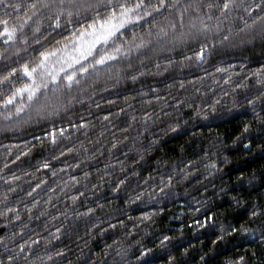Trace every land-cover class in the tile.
Masks as SVG:
<instances>
[{
  "label": "clouds",
  "instance_id": "obj_1",
  "mask_svg": "<svg viewBox=\"0 0 264 264\" xmlns=\"http://www.w3.org/2000/svg\"><path fill=\"white\" fill-rule=\"evenodd\" d=\"M188 2L77 53L68 70L89 71L71 87L61 75L19 112L0 104V264H264V0L225 16ZM33 3L28 30L0 45V75L110 7Z\"/></svg>",
  "mask_w": 264,
  "mask_h": 264
},
{
  "label": "snow or ice",
  "instance_id": "obj_2",
  "mask_svg": "<svg viewBox=\"0 0 264 264\" xmlns=\"http://www.w3.org/2000/svg\"><path fill=\"white\" fill-rule=\"evenodd\" d=\"M44 7L49 6V0H38ZM176 3H168V0H156L152 3L151 0H109L110 7L106 9L107 15L100 17L96 14V19L81 28L79 33H70L72 39L67 40L63 44H58L56 47H49L41 49L34 62H24L18 67H12L10 74L5 77L0 75V88L8 85L7 94L0 98V104L5 106L16 104L17 112L21 111L17 100L23 102L24 98L33 101L40 94L41 89L47 90L49 83L58 84L63 76V80L71 87L72 82L75 80L79 82L78 76L87 73V67H80L77 71H69L68 69L74 68L75 64L79 63L77 53L83 54L85 51L91 52L101 42L107 43L115 34H117L129 21L141 19V12H147V8L158 9L160 7L174 8ZM235 5V0H189L185 5L184 10L193 8L199 11L201 7L208 9H215L221 16H225L229 11V6ZM36 3L33 0H26V2H16L10 7L17 13L22 12L23 15L17 14L15 17L16 22L9 24L8 20L0 19V38H3V46L6 47L13 45L30 26L32 17L29 15L30 10L36 8ZM85 7H90V4H85ZM151 15V13H148ZM181 20H183V13H180ZM208 20L212 16H207ZM192 26H199L200 30H210L215 27L220 30L219 17H217V24L210 26L204 22L200 16H193L191 20ZM32 31H39V27L35 24L31 25ZM172 27H175L173 24ZM223 40H228L227 35H222ZM71 45V47H70ZM137 47L143 46V40H140ZM205 46H201L197 52V58L204 56ZM5 51H0V57L5 55ZM119 47L113 49L112 52L104 51L96 57L95 64H104L106 60L114 58L118 53ZM67 66V67H65ZM264 67V66H262ZM218 71H225V69H218ZM258 77H264V72L257 71L255 73ZM23 81V82H21ZM55 91V90H54ZM62 131V129H61ZM56 129H51V138L55 140Z\"/></svg>",
  "mask_w": 264,
  "mask_h": 264
},
{
  "label": "trees",
  "instance_id": "obj_3",
  "mask_svg": "<svg viewBox=\"0 0 264 264\" xmlns=\"http://www.w3.org/2000/svg\"><path fill=\"white\" fill-rule=\"evenodd\" d=\"M7 2L11 5V4L16 3V2L24 3V2H26V0H7ZM153 2H155V0H153ZM0 7H2V6H0ZM17 14H19L21 16L23 15L22 12L17 13L11 7L5 8L2 12H0V19L8 20L9 24H14L16 22L15 17L17 16ZM64 35L67 36L68 33L65 32ZM0 45H3V38H0ZM97 47H99V45H97ZM258 66L259 65H257V64L246 65V67H258ZM236 70L239 71L238 68Z\"/></svg>",
  "mask_w": 264,
  "mask_h": 264
}]
</instances>
